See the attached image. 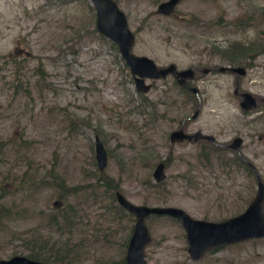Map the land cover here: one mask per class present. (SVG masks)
I'll list each match as a JSON object with an SVG mask.
<instances>
[{"label":"rangeland","instance_id":"374dc122","mask_svg":"<svg viewBox=\"0 0 264 264\" xmlns=\"http://www.w3.org/2000/svg\"><path fill=\"white\" fill-rule=\"evenodd\" d=\"M164 1L118 0L135 36L133 53L158 68H224L228 64L218 55H208L212 46L264 42V0H182L168 18L156 13ZM241 22L247 27L233 28ZM100 37L89 0H0V143L6 142L0 147V189L9 192L8 206L13 202L17 208L25 198L28 208L49 211L58 201L53 196L46 202L54 194L48 172L58 173L67 186L90 183L99 172L97 136L107 152L104 173L119 183L130 203L178 208L211 223L243 213L256 194L255 174L218 167L215 159L205 168L196 145L171 146L169 134L193 114V103L171 77L146 81L150 91L139 94L115 45ZM247 62L251 68L240 78L239 89L264 99V49ZM235 78L213 72L194 80L201 102L194 128L223 147L240 138L241 158L264 185V111H241L233 94ZM161 161L167 162L159 189L165 203L146 192L148 182L155 184L152 173ZM26 171L35 175L21 182ZM108 203L102 199L80 209L83 226L72 244L83 257L69 264H120L125 258L135 218L117 220ZM6 221L0 260L26 257L19 236L33 233L38 223L23 213ZM146 226L151 236L147 264H264V239L224 246L193 262L176 221L149 217Z\"/></svg>","mask_w":264,"mask_h":264},{"label":"water","instance_id":"95a60500","mask_svg":"<svg viewBox=\"0 0 264 264\" xmlns=\"http://www.w3.org/2000/svg\"><path fill=\"white\" fill-rule=\"evenodd\" d=\"M182 0H166L161 2L156 9L157 15L170 17ZM95 12V29L98 34L115 45L119 55L132 76L135 89L138 93L147 94L150 86L145 81H156L173 76L180 87L191 92L198 100V108L191 116V120L198 117L201 110L199 90L189 85L194 81L193 69L178 71L176 66L171 64L165 68H158L155 63L143 56H136L133 53L135 36L130 31L125 14L119 9L114 0H89ZM224 71L223 68L220 69ZM231 72L238 76L244 75L241 68H232ZM208 74L210 70H203ZM240 107L243 111H251L256 107L254 97L248 93L241 95ZM201 134L185 135L183 130L172 133L170 140L174 142L190 141L197 139ZM208 141L213 139L205 137ZM240 139H235L230 149L239 152ZM94 152L97 169L100 173L107 167V153L96 136L94 140ZM256 176V194L245 209V211L224 222L211 223L192 219L183 210L173 207H148L134 205L125 199L120 193H116L115 200L120 208L135 218L132 234L127 245L125 264H147L145 260V249L151 242V236L146 226L149 217L170 218L180 224L185 232L188 245L187 252L193 262L199 261L207 252L223 246H231L251 240L264 239V185L256 174L255 168L247 163ZM156 184L166 179L164 164H158L152 173ZM54 207L58 202L53 203ZM0 264H45L31 260L23 256H15L7 260H0Z\"/></svg>","mask_w":264,"mask_h":264},{"label":"trees","instance_id":"16d2710c","mask_svg":"<svg viewBox=\"0 0 264 264\" xmlns=\"http://www.w3.org/2000/svg\"><path fill=\"white\" fill-rule=\"evenodd\" d=\"M115 2L118 4V0H115ZM251 21L252 20L248 19L247 23ZM245 27H247V25L242 22L233 25V28L239 31L243 30ZM100 38L104 39L102 36ZM260 48L264 49V42L256 46H246L244 43L236 42L230 44V46L224 50L212 46L208 55L215 58V52H217V54L221 55L222 59L233 65L240 64L251 55L253 57L255 52ZM37 74H40L39 70H37ZM176 88L193 103L194 109L196 110V98L190 92L179 87ZM146 102L147 101L144 100V103ZM5 144L6 142H1L0 147H4ZM202 144L204 147L200 148L198 162L203 167L206 168L211 166L213 159H215V165L218 167L234 166L252 177V170L241 160L237 153L213 147L209 143L204 142ZM165 164H167V162H165ZM48 173L49 176L46 177L47 184L51 183L52 186L50 189L54 190V194L46 199V202L49 203L53 196L58 201V206L54 207L52 204L49 211L42 208H28L25 198L20 200V202H22L17 208L13 207L15 205L13 202L8 206L6 200L8 199L9 192L0 189V231L3 230L4 224L7 222L6 219L12 216L22 215V213L27 216L29 221H36L38 223V227L34 228L35 230L33 233H29L28 236L24 238L19 236V239L22 240L24 245L26 258L46 264H69L81 259L83 257L81 249L77 244H72V242L74 237L79 233L77 232L79 226H83V223L80 221V209L87 207L89 203L95 204L104 199L109 202L108 204L111 208L113 207L116 209L118 215L116 218L117 220H121L125 216H132L119 206H115V194L120 193L119 183L112 180L107 174L96 172V177L92 179L90 183L86 182L79 185L67 186L68 184L58 173ZM28 175L34 176L35 171L33 174H29V171L22 174L21 182L26 181ZM163 184H165V181L159 184H151V182L146 184L148 186L146 190L147 194H152L150 198L155 197L154 201H157V203H165L163 196H161L162 192L159 191ZM69 198L74 199V202L70 203ZM34 201L37 202V199ZM120 264H125L124 259L121 260Z\"/></svg>","mask_w":264,"mask_h":264},{"label":"flooded vegetation","instance_id":"af4514ba","mask_svg":"<svg viewBox=\"0 0 264 264\" xmlns=\"http://www.w3.org/2000/svg\"><path fill=\"white\" fill-rule=\"evenodd\" d=\"M230 45H228V46H225V47H220V46H218V45H215V47H217L218 49H222V50H224V49H226V48H228ZM216 55H218V57H219V59L222 61V62H225V63H227L228 64V66L227 67H224L223 69H224V71L223 72H221L220 71V69L221 68H217L216 66H215V69H210V72L208 73V74H210V73H215V75L216 74H218V73H220V74H230L231 76H235L236 78H235V88H234V91H233V94L238 98V101H239V107H240V103L242 102V98H241V95L242 94H244V93H248V92H245V91H240V89H239V84H240V78H242V77H245L246 75H247V72L250 70V68H251V65L249 64H245V62H247L248 61V59H251V58H253L252 56H249V57H247L245 60H243L240 64H242L241 66L242 67H239L238 65H240V64H233V65H231L230 63H228L226 60H224V59H222V57H221V55L220 54H217V52H215V56ZM248 63V62H247ZM232 68H241V69H243L244 70V75H242V76H238L237 75V73H234V72H231L230 71V69H232ZM178 70V69H177ZM194 70V73H195V78H194V80H196V78L198 79L199 77H200V75H202L203 74V70H199V69H193ZM178 71H181V70H178ZM201 73V74H200ZM208 74H203V75H208ZM169 77H171V78H173V80H174V84H176L175 85V88L176 87H179V88H181V89H184V88H182V87H180L179 85H178V83H177V80L173 77V76H168L167 78H169ZM167 78H165V79H161V80H156V81H164V80H166ZM156 81H151L152 83H155ZM194 82V81H193ZM193 82H190L189 83V85L191 86V87H194V85L192 84ZM150 86V85H149ZM196 88V87H195ZM150 89H151V86H150ZM177 89V88H176ZM184 90H186V89H184ZM179 91V90H178ZM186 91H188V90H186ZM180 92V91H179ZM189 92V91H188ZM181 93V92H180ZM191 93V92H190ZM182 94V93H181ZM192 94V93H191ZM249 94V93H248ZM184 95V94H183ZM193 95V94H192ZM250 95H252L253 97H254V99H255V101H256V107L254 108V109H252L251 111H247V112H245V111H243L242 109H241V107H240V109H241V111L245 114V115H251V114H253V113H255L256 111H258V110H260L261 108H263V110L262 111H264V99H262V98H259V97H257V96H255V95H253V94H250ZM194 96V95H193ZM199 97H200V92H199ZM201 103V102H200ZM197 108H198V101H197ZM197 108H196V110H197ZM195 110V111H196ZM194 111V112H195ZM261 111V112H262ZM193 112V113H194ZM200 113V112H199ZM264 113V112H263ZM262 113V114H263ZM193 115V114H192ZM191 115V116H192ZM191 116L190 117H188V118H185V119H183V120H180L179 121V124H178V127L176 128V130H174V131H172L170 134H169V136H168V140H169V144L171 145V146H175V145H183V144H185V143H187V144H189V145H196L197 147H198V149H200V148H202V147H204L203 146V144L202 143H209L210 145H212L213 147H216V148H220V149H225V150H229V151H232V152H235L234 150H232V149H230V145H232V143H233V141L235 140V139H240V138H235V139H233L232 141H231V143L230 144H227V145H225V147H223V146H221V145H217L216 144V140H215V138L214 137H211V136H208V135H206V134H204L203 132H200V131H196L197 129H195L194 128V124H195V122H196V120H197V118L196 119H194V120H191L190 118H191ZM199 116V115H198ZM260 121H264V117H262L261 119H260ZM183 130V133L185 134V135H189V136H191V135H195V134H201V136L200 137H198L197 139H191L190 141H187V140H184V141H182V142H174V143H172L171 142V140H170V137H171V134L172 133H175V132H178L179 130ZM205 137H207V138H211V139H213L212 141H208ZM241 140V139H240ZM241 146H242V140H241V145H240V147H239V152L237 153V155L241 158V155H240V150H241ZM236 153V152H235ZM241 160L247 165V163H249V162H245V160H243L242 158H241ZM165 162L166 161H161V162H159V163H157L156 165H155V167L158 165V164H160V163H162V164H164V167H165V170H166V167H167V164H165ZM250 164V163H249ZM248 166V165H247ZM155 167H154V169H155ZM249 167V166H248ZM251 169V168H250ZM165 174H166V172H165ZM164 182V181H163ZM155 183V182H154ZM162 183V182H161ZM44 263V262H43ZM46 264V263H45Z\"/></svg>","mask_w":264,"mask_h":264}]
</instances>
